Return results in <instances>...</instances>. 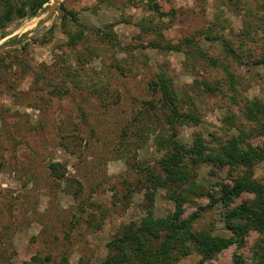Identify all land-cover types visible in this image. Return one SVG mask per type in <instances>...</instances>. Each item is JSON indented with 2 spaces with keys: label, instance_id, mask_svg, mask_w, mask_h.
I'll return each mask as SVG.
<instances>
[{
  "label": "trees",
  "instance_id": "trees-1",
  "mask_svg": "<svg viewBox=\"0 0 264 264\" xmlns=\"http://www.w3.org/2000/svg\"><path fill=\"white\" fill-rule=\"evenodd\" d=\"M48 1L0 0V32H4L15 19L37 15ZM223 1L228 6L241 7L240 0ZM127 2L134 6L142 4L160 16L177 13L174 8L164 11L157 0ZM60 9L61 29L68 37L61 44L63 51L70 49L79 53L80 46L85 48L94 41L116 45L113 23L89 27L80 20L79 12L65 6L64 2L60 3ZM243 21V27L236 31L229 19L222 16L201 30V39L196 37L198 34L192 33L179 42L166 39L156 23L144 25L153 30L154 35L146 44L140 45L159 51L182 52L185 68L193 72L192 82L180 92L167 65L161 64L148 83L149 97L131 95L130 116L122 121L119 132L112 137L99 134L98 127L89 122L92 113H86L85 109H81L79 114L82 123L75 124L68 134H63L64 122L56 124L55 134L64 138V147H73L72 150L89 147L93 138L101 145L111 144L113 150L106 149L107 153H118L130 165L127 175L122 178L121 189L112 185L115 193L122 191L120 200L124 201L130 197L132 201L134 193L143 195L138 203L143 214L118 227L106 242V254L99 264H179L196 254L199 259L195 264H212V259L232 246L236 248L232 253L233 264H264V177L255 175L256 165L264 161V93L254 98L244 96L246 84L236 69L241 66L246 69L264 66V0L248 7ZM51 32L52 28L48 33ZM27 45L29 43L20 48L24 51L20 55V52L11 56L6 51L0 52V69L18 65L24 76L31 74L34 78L35 91L49 92L58 98L70 93L71 86L81 87L75 77L76 71L72 73L71 67L60 69L55 63L52 67L43 68L31 65L26 56ZM209 45L215 52L207 47ZM135 47L137 44L132 46L133 49ZM13 51H20L19 47L13 48ZM58 60L60 58L56 60L59 65ZM111 67L126 74L127 68L118 61L110 65V71ZM107 92L106 88L100 87L98 93ZM106 97H103L104 105L111 103L112 96L109 99ZM204 98H216L229 108L230 112L223 121L225 131L230 134L198 131L192 134L189 142H185L181 139L183 127L200 124V103H204ZM85 127L89 129L88 135L81 131ZM147 142L161 152L153 164L138 158L139 150ZM204 165L220 172L221 178L209 184L198 180L199 169ZM44 168L48 177L59 183L66 182L69 192L78 201L68 216L58 212L57 223L64 225V238L52 231L47 233L48 236L54 242L67 245L83 220L95 226L96 230L102 229L109 208L101 202H90L98 215L92 210L83 219L87 202L83 196L82 181L75 179L76 183L71 182L67 164L62 161L48 160ZM160 190L174 206L164 216L155 212L156 194ZM203 198L208 202L201 203L199 200ZM14 204L12 200L7 205L5 216L14 214ZM123 206L127 208V205ZM218 207L226 233H216L213 220L206 226L200 224L208 211ZM191 208L194 209L188 213ZM0 210V264H17L13 260L16 252L12 247V233L19 222L11 217L7 219ZM251 232H255L257 238L250 247L251 252L244 254L240 250L246 245ZM48 247L52 249V246ZM66 249L55 246L56 253L52 250L45 255L38 252L22 264H51L59 256L66 261Z\"/></svg>",
  "mask_w": 264,
  "mask_h": 264
},
{
  "label": "rangeland",
  "instance_id": "rangeland-1",
  "mask_svg": "<svg viewBox=\"0 0 264 264\" xmlns=\"http://www.w3.org/2000/svg\"><path fill=\"white\" fill-rule=\"evenodd\" d=\"M157 1L164 11L168 12L174 8L177 13L173 16H160L142 4L129 5L127 0H60L51 10L53 0H49L37 15L15 19L4 32H0V52L6 51L9 56L20 52V55L24 52L20 48L29 43L26 56L31 65L43 68L52 67L55 63L60 69L71 67L72 73L76 71L75 77L81 86H71L70 93L58 98L49 92L35 91L34 78L31 74L24 76L18 65L0 69V209L5 216L7 205L12 200L15 203L14 214L5 216L19 222L17 229L12 233V247L16 252L13 257L15 263L22 264L38 252L45 255L52 250L56 253L57 246L59 249L67 248L64 252L67 260L64 261L63 256H59L51 264H99L106 254V242L118 227L143 214L138 205L142 201V193H134L132 201L131 197L124 201L120 200L122 191L115 193L112 188V185H115V188L121 189L122 178L127 175L126 171L130 165L118 153H107L106 149L113 150L111 144L104 146L93 138L89 147L72 150L73 147L63 146L64 138L60 137V132L57 131L58 138L54 130L56 124L64 122L63 134L73 131L75 124L82 123L83 119L79 118V114L81 109H85L86 113H92L88 119L92 125L98 127L99 134L106 138L112 137L119 132L122 121L130 116L131 95L149 97L148 83L156 75L161 64L167 65L180 92L192 82L193 72L185 68L182 52L159 51L140 45L146 44L154 35V31L144 25L156 23L161 27L166 39L174 42H179L184 36L192 33L198 34L196 37L201 39V30L222 16H226L231 26L240 31L247 8L254 6L258 0H240V8L236 7L237 5L228 6L223 0ZM61 2L79 12L80 20L89 27L113 23L117 36L116 45L94 41L92 44L88 42L85 48L80 46L79 53L69 48L67 52L63 51L61 44L65 43L68 37L61 29ZM50 28L51 34L48 33ZM134 44H137V47L133 49ZM203 44L208 45L207 42ZM15 47H19L20 51H13ZM207 47L215 52L210 45ZM58 58L59 65L56 64ZM117 61L125 65L126 74L116 67H111L110 71V65ZM236 69L246 84L244 96L254 98L264 93V66H253L249 69L241 66ZM100 87L106 88L108 92L98 93ZM105 95L106 99L112 96L111 103L107 105H104ZM200 104L202 121L197 126L183 127L181 139L185 142H189L192 134L198 131H218L219 134L226 132L223 120L230 112L229 108L223 106L216 98H204V103ZM88 130L85 127L81 131L88 135ZM228 132L227 135L230 134ZM160 154L161 152L147 142L139 150L138 158L153 164ZM48 160L66 163L71 182L76 183L77 179L82 181L83 196L87 202L83 219L93 210L90 202H101L109 208L102 229L96 230L95 226H90L83 220L75 228L67 245L54 242V239L48 236L47 233L52 231L53 234L59 233L64 238V225L57 223L58 212L68 216L71 208L78 204L73 193L69 192L66 182L59 183L48 177L44 168ZM255 175L258 178L264 177V161L256 165ZM219 178L220 172H214L210 165L199 169L200 181L209 184ZM199 201L208 202L205 198ZM116 202L118 205H115ZM122 204L127 205V208ZM173 207L165 192L158 191L156 214L164 216ZM193 209H188V213ZM94 212L98 215L96 210ZM205 215L200 221L202 226L213 220L215 232L226 233L221 222L220 207L208 211ZM256 238L257 234L251 232L246 245L240 251L249 254ZM48 246H52V249ZM235 250L234 246L229 247L216 259H212L211 263L233 264L232 253ZM196 259H199L197 254L179 264H195Z\"/></svg>",
  "mask_w": 264,
  "mask_h": 264
},
{
  "label": "water",
  "instance_id": "water-1",
  "mask_svg": "<svg viewBox=\"0 0 264 264\" xmlns=\"http://www.w3.org/2000/svg\"><path fill=\"white\" fill-rule=\"evenodd\" d=\"M60 0H53V2L51 3V7L50 9L53 10L56 6V4L59 2Z\"/></svg>",
  "mask_w": 264,
  "mask_h": 264
}]
</instances>
